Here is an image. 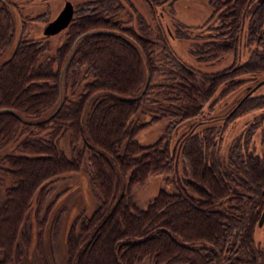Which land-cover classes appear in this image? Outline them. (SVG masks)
I'll use <instances>...</instances> for the list:
<instances>
[{
    "label": "trees",
    "instance_id": "1",
    "mask_svg": "<svg viewBox=\"0 0 264 264\" xmlns=\"http://www.w3.org/2000/svg\"><path fill=\"white\" fill-rule=\"evenodd\" d=\"M112 2L89 1L73 9L52 51L47 52L46 37L19 38L0 64V147L8 142L14 147L0 156L5 179L0 264L18 261L19 243L24 247L32 240L40 246L44 217L37 214L47 184L76 173L82 160L97 202L78 229L65 230L67 264L72 258L76 264H134L142 258L153 264H255L260 250L252 245L250 229L264 203V141L261 156L238 151L240 145L230 149L224 166L207 161L213 147L209 134L216 130L183 131L181 145L174 148L189 175L184 184L198 195L187 193L177 180L173 191L160 189L138 208L131 188L148 175L174 173L169 143L175 124L190 128L203 106L210 109L231 90L252 82L256 73L264 74V0L221 1L220 31L199 43L204 56H216L227 47L236 52L245 42V58L199 71L163 44L166 63L174 68L171 77L156 82H151L156 65L152 49L154 39L165 43L164 38L159 32L149 37L120 27L109 15ZM9 23L2 3L0 51L10 37ZM143 79L144 88L137 90ZM257 83L232 102L220 131L238 115L258 110L240 139L260 127L264 140V92H252ZM143 100L160 105L138 121ZM162 117L170 119L162 135L146 145L136 142L138 128ZM61 137L67 152L60 147ZM30 206L33 227L23 231L22 217ZM78 245L83 248L76 251ZM222 255L224 261L218 262Z\"/></svg>",
    "mask_w": 264,
    "mask_h": 264
},
{
    "label": "rangeland",
    "instance_id": "2",
    "mask_svg": "<svg viewBox=\"0 0 264 264\" xmlns=\"http://www.w3.org/2000/svg\"><path fill=\"white\" fill-rule=\"evenodd\" d=\"M64 1L65 0H0V4L3 3L10 13V37L7 46L0 51V64L12 53L14 45L19 38L42 40L43 37H46L47 52L52 51L55 45L59 43L60 39L63 38L66 26L61 28L56 34L54 33V35H45L42 34L41 31L44 24L57 14ZM68 1L71 3L73 11V9L78 8L81 4L97 0ZM151 1L115 0V3L112 2L114 7L112 8L111 14H109L111 20L116 21L120 27L131 28L136 33H144L149 37H156L157 32H159L164 38L165 43L154 39L155 44L152 49V56L156 65L151 82L159 81L158 79H166L169 76L171 77L172 73H170V70L174 67L166 63L168 62L166 60L168 53L165 54V48H168V50L172 51L183 62L193 66L199 71H214L229 65L234 57L243 59L248 55L247 48H245V45L248 43L245 42L242 44L240 42V47L236 52L232 47H227L221 52L218 51L216 56H204L199 49V43L206 38L205 36L220 31V18L218 12H220L221 7H218V3L224 0ZM246 16L247 13L245 14V17ZM138 17H140L141 20H138ZM246 26L247 22L244 21L242 29L244 30ZM214 38H219V35H216ZM163 44H165V48H162ZM42 55H44V52ZM263 78L264 74L256 73L252 82L244 83L242 86L231 90L224 97L217 100L210 109L203 106L200 116L191 121L193 124L190 128H188V126H182L184 123H178L182 125L175 124V126L172 127L170 130L171 143H169V148L170 151H172L171 155L173 158L172 166L174 173L151 174L141 183L134 184L131 188V196L138 208H143L160 189L173 191L174 188H176L175 181L177 182V180L183 185L187 193L194 196L198 195L193 189L184 184V179L189 175L186 172V167L182 164L184 162L182 156H180L177 148H174L175 146L181 145L179 137L183 134V131H200L206 127L209 128V133L211 130H216L215 133L209 134L213 147L209 151L207 161L215 160L227 166L230 149H234L237 145H240L238 151L251 154V156H261L263 150L261 143L264 140L261 141V136L263 135L260 131V127H258V129L253 128L254 130H252L251 135L250 133L247 134L248 136L244 140L240 139L249 121L251 119L253 122L256 120L254 115L258 110L238 115L229 122H226L225 127H223L221 131L219 130V125L223 124L225 120L223 116L228 111L232 102L237 99L238 95L243 92L245 93V90L250 89L251 85L261 81ZM258 85L257 83L256 87L252 89V92H264V81L261 85ZM144 86L145 79L142 80L137 90L142 91ZM244 86H246V88L243 90ZM139 93L140 92L135 96H138ZM153 96L152 98L155 99ZM158 103L160 102L156 101L152 103L147 100L141 101L140 112L136 114L138 121L146 120L149 113L154 111L157 105L159 107L160 104ZM169 122L170 119L167 117L159 118L152 124L138 128L133 138L136 142L140 143V145L153 142L158 136L163 134L162 132ZM185 124H188V122ZM81 133L84 137L85 132L83 129ZM217 135L219 136L217 137ZM20 136H18V138H20ZM59 144L60 147L67 152L65 137L60 138ZM13 148L11 142L3 145L0 147V156L6 151L13 150ZM235 149L237 150V148ZM3 176L4 175L0 172V198L3 195L2 187L5 183ZM87 177V169L82 160L76 173L63 174L61 177L47 184V192L37 214V218H40V215L44 217L40 246H36L32 240L24 247L19 243V245L16 246L19 259L15 264H67L68 252L65 243V230L69 226H71L73 230L78 229L79 220L86 216L97 202L95 192L87 180ZM81 180H83V183L80 182ZM81 184L85 185L83 188L84 193L81 190ZM261 207V210H263L264 203H262ZM34 218L33 207L30 206L22 217L21 228L23 231L29 230V227L32 229ZM32 235L33 230L31 231V236ZM250 237L253 242L252 245H256L258 250H260V254L256 256L255 264H264V224L258 225L257 221H255L253 227L250 229ZM82 248V245H78L77 249L75 247L76 251ZM223 261L224 256L222 255L218 258V262ZM69 264H76L75 258H72ZM134 264H153V262L148 258H142Z\"/></svg>",
    "mask_w": 264,
    "mask_h": 264
},
{
    "label": "water",
    "instance_id": "3",
    "mask_svg": "<svg viewBox=\"0 0 264 264\" xmlns=\"http://www.w3.org/2000/svg\"><path fill=\"white\" fill-rule=\"evenodd\" d=\"M72 15V6L68 0H65L62 7L59 9L57 14L50 20H48L42 27V34L52 35L57 33L61 28L65 27L69 22ZM264 219V208L261 210L257 219V224H262Z\"/></svg>",
    "mask_w": 264,
    "mask_h": 264
},
{
    "label": "flooded vegetation",
    "instance_id": "4",
    "mask_svg": "<svg viewBox=\"0 0 264 264\" xmlns=\"http://www.w3.org/2000/svg\"><path fill=\"white\" fill-rule=\"evenodd\" d=\"M258 129V128H257ZM261 135V134H260Z\"/></svg>",
    "mask_w": 264,
    "mask_h": 264
}]
</instances>
